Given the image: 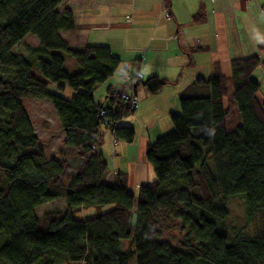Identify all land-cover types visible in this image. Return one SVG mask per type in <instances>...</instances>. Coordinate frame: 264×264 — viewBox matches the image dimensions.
Wrapping results in <instances>:
<instances>
[{
  "label": "trees",
  "instance_id": "trees-1",
  "mask_svg": "<svg viewBox=\"0 0 264 264\" xmlns=\"http://www.w3.org/2000/svg\"><path fill=\"white\" fill-rule=\"evenodd\" d=\"M61 2L0 0V69L7 72L0 75V239L6 240L0 264H36L48 251L75 264H264L263 234L228 239L216 232L231 195L243 197L248 221L259 217L264 225V97L258 99L260 84L252 77L264 63L232 60L227 77L215 64L209 78L179 94V114H169L172 131L145 148L155 179L139 185L135 198L125 174L114 173L106 184L98 150L102 128L116 143L134 138L131 128L116 127L112 107L92 95L119 60L106 47L68 46L58 33L71 31L73 22L69 10L57 11ZM27 37L37 42L27 58L13 53ZM197 51L188 53V65ZM63 56L77 72L64 70ZM166 84L155 77L143 82L150 94ZM65 88L70 99L61 96ZM111 90L106 99L122 104L124 116L135 111ZM24 100L50 103L62 134L54 158H46ZM103 109L109 115L101 116ZM62 200L63 209L35 216ZM87 210L92 216L76 219ZM166 220L185 232L178 247L162 239ZM121 241L130 247L120 250Z\"/></svg>",
  "mask_w": 264,
  "mask_h": 264
},
{
  "label": "crops",
  "instance_id": "crops-1",
  "mask_svg": "<svg viewBox=\"0 0 264 264\" xmlns=\"http://www.w3.org/2000/svg\"><path fill=\"white\" fill-rule=\"evenodd\" d=\"M66 9L73 29L58 35L68 46L106 47L119 60L117 71L94 102L111 106L119 117L116 127L131 128L134 138L126 145L114 142L109 131L100 133L98 150L107 164L106 184L113 181L114 173L125 174L132 189L154 181L144 157L147 144L169 128V114L178 112L179 94L195 79L209 78L213 65L227 77L232 60L257 57L264 63V0H168L165 4L163 0H62L57 11ZM164 9L169 19L162 18ZM194 50L199 51L190 54L188 65V53ZM136 73L140 80H134ZM153 77L168 84L150 94L143 82ZM252 77L260 84L258 95L263 99L264 66ZM131 81L137 108L130 114L135 117L130 125L124 106L109 102L106 92ZM61 141L60 132L54 156L46 158L55 157Z\"/></svg>",
  "mask_w": 264,
  "mask_h": 264
},
{
  "label": "rangeland",
  "instance_id": "rangeland-1",
  "mask_svg": "<svg viewBox=\"0 0 264 264\" xmlns=\"http://www.w3.org/2000/svg\"><path fill=\"white\" fill-rule=\"evenodd\" d=\"M33 37H27L24 39L23 42H20L16 48L13 50V53H22L26 58L29 54L28 48L33 47L36 42ZM64 59V70L68 74H74L78 71L77 66L74 64L73 60L68 56H63ZM35 74H37L34 71ZM0 75L6 77L7 72L0 69ZM104 85H99L96 87L92 95L95 100H97L103 92ZM55 86L50 85L48 87L49 93H54ZM61 96L65 99H70L73 96V92L68 88H65L64 91L61 93ZM258 99L261 101L262 99L258 95ZM178 101V100H177ZM22 104L25 108L26 113H28V117L31 121L32 127L35 130V133L40 141L44 145V151L46 156H54V151L56 150L59 142H58V135L60 134V128L56 120V116L54 111L52 110L50 103L47 101L43 102H35L32 100H24ZM38 104V105H36ZM179 104H178V112L179 114ZM135 122V117L133 115H129L126 117V124H133ZM163 125L162 120L159 121V126ZM168 129H165L164 135L170 133L173 129L170 120L168 122ZM107 132L103 128L100 130V133L103 134ZM148 170L150 171L152 176V180L155 179V176L148 166ZM151 181H147L150 184ZM128 190L131 192L134 197L136 198L137 189L128 185ZM226 209L228 212L227 217L221 221L216 223V232L225 235L229 238L237 236L241 238H252L257 234L264 235V225L261 223L259 217H255L252 221H248L245 216V207H244V200L242 196L238 195H231L227 197L225 201ZM64 201H56L46 205H43L37 208L34 213L37 218H39L44 212L48 210H61L63 209ZM111 207H107L103 209V211L110 210ZM82 214H77L75 217L76 219H80L82 217H89L92 216L94 213L93 210H87L81 212ZM185 232L181 231L180 223L178 221L173 220H166L162 224V239L166 242H169L173 247H178L179 244L184 240ZM6 240L1 238L0 239V246L5 244ZM130 247L129 241H121L119 244L120 250H126ZM50 251L46 252L41 260L36 264H75L69 263L65 256L59 253L51 252L52 255L47 256ZM54 254V255H53ZM48 260V261H47ZM129 264H133V261H130Z\"/></svg>",
  "mask_w": 264,
  "mask_h": 264
},
{
  "label": "built area",
  "instance_id": "built-area-1",
  "mask_svg": "<svg viewBox=\"0 0 264 264\" xmlns=\"http://www.w3.org/2000/svg\"><path fill=\"white\" fill-rule=\"evenodd\" d=\"M167 1L168 0H163L164 4ZM210 1L213 2L214 0H210ZM162 18H164V19L170 18V14H169L167 9H164V11L162 13ZM141 78H142L141 74L136 73L134 80H140ZM133 86H134V81H131V82H128L127 84H125L124 87H122L121 89H112L111 92H113L115 97L118 98L121 102L125 103L131 110H136L137 100H136V97L134 95ZM100 114H101V116H107V115H109V111L103 109ZM104 124L105 125L108 124V119L104 120Z\"/></svg>",
  "mask_w": 264,
  "mask_h": 264
}]
</instances>
